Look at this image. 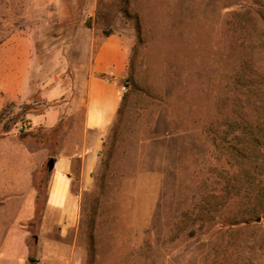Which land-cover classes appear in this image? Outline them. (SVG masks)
I'll return each mask as SVG.
<instances>
[{
	"label": "rangeland",
	"instance_id": "rangeland-1",
	"mask_svg": "<svg viewBox=\"0 0 264 264\" xmlns=\"http://www.w3.org/2000/svg\"><path fill=\"white\" fill-rule=\"evenodd\" d=\"M260 12L264 0H0V71L2 45L19 46L28 83L24 100L2 105L0 264H264V218L233 225L245 198L228 150L236 116L264 121ZM103 31L128 49L132 92L103 181L102 146L62 218L46 207L48 161L77 142ZM50 108L58 124L33 127Z\"/></svg>",
	"mask_w": 264,
	"mask_h": 264
},
{
	"label": "crops",
	"instance_id": "crops-1",
	"mask_svg": "<svg viewBox=\"0 0 264 264\" xmlns=\"http://www.w3.org/2000/svg\"><path fill=\"white\" fill-rule=\"evenodd\" d=\"M2 46L10 54L5 61L9 68L0 71V112L7 100H24L28 87L25 69L27 55L19 51V46L7 43ZM14 52H18V55L11 54ZM127 57V47L114 34L106 36L93 54L90 74L84 82L82 119L77 142L72 152L59 153L54 158L48 183L46 207L48 211L61 213L62 218L72 211L74 198L92 185V174L99 165V152L120 104L119 81L126 74ZM30 118L33 127L42 125L52 129L59 122V113L50 108ZM74 178L77 180L76 192H73Z\"/></svg>",
	"mask_w": 264,
	"mask_h": 264
},
{
	"label": "trees",
	"instance_id": "trees-1",
	"mask_svg": "<svg viewBox=\"0 0 264 264\" xmlns=\"http://www.w3.org/2000/svg\"><path fill=\"white\" fill-rule=\"evenodd\" d=\"M123 2L126 5L127 0H123ZM259 18L264 27L263 12L259 13ZM103 34L106 37L112 33L110 31H103ZM129 69L130 66L128 67L127 75L119 81L120 84L129 86V88L120 97L115 121L110 128L106 142L103 144L104 151L100 159V176L102 181L117 149L122 114L132 92L133 78ZM249 94L251 98H254V91L249 90ZM248 108L252 110V107L249 106ZM3 109L0 112V120ZM233 124L237 127V130L234 133V138L228 143L229 154L234 160L230 182L232 183V188L235 190V196H239V191L242 187L245 198V201L237 206V210L234 213L233 225L250 227L257 223L258 219L264 218V121L256 120L251 115V112H244V115L236 116L233 119ZM2 129L8 131L9 126L4 123L2 124ZM93 203L87 221V233L90 238L94 229L97 199Z\"/></svg>",
	"mask_w": 264,
	"mask_h": 264
},
{
	"label": "water",
	"instance_id": "water-1",
	"mask_svg": "<svg viewBox=\"0 0 264 264\" xmlns=\"http://www.w3.org/2000/svg\"><path fill=\"white\" fill-rule=\"evenodd\" d=\"M53 165H54V159L50 158L49 161H48V171H51L52 170ZM257 221H259V219ZM28 263L29 264H37L38 261L35 260V259H29L28 260Z\"/></svg>",
	"mask_w": 264,
	"mask_h": 264
}]
</instances>
